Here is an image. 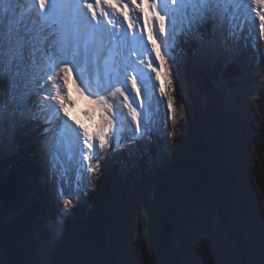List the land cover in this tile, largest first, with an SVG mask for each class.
Instances as JSON below:
<instances>
[{
  "label": "snow or ice",
  "instance_id": "snow-or-ice-1",
  "mask_svg": "<svg viewBox=\"0 0 264 264\" xmlns=\"http://www.w3.org/2000/svg\"><path fill=\"white\" fill-rule=\"evenodd\" d=\"M102 3L112 9L111 16ZM130 5L134 7L130 9ZM130 11L141 14L136 22ZM117 14L127 22L126 27L117 21ZM141 18L148 27L150 50L144 28L138 27ZM206 24L235 42L244 34L245 44L251 39L252 47L257 48V42L264 40V0H0V118L10 105L33 95L38 97L33 101L31 118L45 125L41 149L49 178L57 185V200L63 201L58 223L74 206L75 197L90 187L84 173H95L99 168L100 151L120 147L126 126L132 132L131 139H143L151 132L149 112L157 86L137 66L145 65L142 53H155L146 67L155 73V80L161 81L160 95L167 97L166 109L175 119L174 97L170 94L175 89L171 87V71H164L167 60L161 45L175 62L170 49L175 47L177 37ZM153 60L159 61L158 67L153 66ZM49 82H53L51 87H47ZM70 84L81 95L86 92L85 98L95 97L92 102L106 121L102 129L92 133L77 120L82 129L77 131L68 123L73 119L68 105ZM141 88L145 98H140ZM118 95L123 102H118ZM121 103L128 109L131 122L124 116ZM76 153L80 157V179L75 195L65 199L63 185ZM84 161L88 162L86 169Z\"/></svg>",
  "mask_w": 264,
  "mask_h": 264
},
{
  "label": "trees",
  "instance_id": "trees-1",
  "mask_svg": "<svg viewBox=\"0 0 264 264\" xmlns=\"http://www.w3.org/2000/svg\"><path fill=\"white\" fill-rule=\"evenodd\" d=\"M199 32L210 39L214 31L211 24H206ZM180 37L184 41L182 50L190 54L197 45L196 38L191 33ZM203 77L200 95L209 97L212 92L215 96L217 88L211 91L210 87L222 80L213 71ZM223 79L226 80L225 76ZM50 86L49 82L47 87ZM192 99L193 107L187 110L185 129L178 135L174 151L163 152V142L155 138L118 151L109 147L94 190L81 192L72 212L59 223L54 184L48 180L41 149L45 125L34 119L28 120L29 124L24 121L26 125L21 124L23 128L16 134L13 151L0 156L2 264H32L38 258L37 248L45 250L48 264H118L122 248L118 236L127 233L132 223L127 214L130 201L126 194L141 180L151 192L142 221V236L152 251L151 263L183 264L190 248L184 255L178 245L180 197L196 201L209 214L215 205L223 215L231 208L229 167L221 157L223 147L232 142L229 137H234V127L223 126L221 103L215 102L213 106L210 100L208 108L203 109L198 97L193 95ZM219 114L223 118L220 127L216 124ZM119 217L122 226L117 229ZM183 240L188 247L190 239Z\"/></svg>",
  "mask_w": 264,
  "mask_h": 264
},
{
  "label": "rangeland",
  "instance_id": "rangeland-1",
  "mask_svg": "<svg viewBox=\"0 0 264 264\" xmlns=\"http://www.w3.org/2000/svg\"><path fill=\"white\" fill-rule=\"evenodd\" d=\"M101 7L111 16L112 9L107 8V5L103 3ZM133 7L130 5V9ZM132 13L130 11V15ZM134 13L137 16L141 15L138 12ZM117 21H121L126 27L127 22L118 14ZM138 24L139 27L144 28V34L147 37L148 27L143 18L139 20ZM152 24L153 30H155L156 21L153 20ZM245 27L247 31V26ZM116 30H119V26ZM213 31L212 37L206 39L203 38L199 30H194L191 34L194 40L196 38L197 45L194 46V50L191 49L190 54L182 50L184 41L180 36L177 37L175 47L170 49L175 62L167 53H162L166 54L165 59L167 60V67L164 71H171V87L175 89V91H170L166 87V90H169L174 97L175 119H172V113L166 109L167 97L160 95L161 81L155 80V73L146 67L145 72L152 77V83L157 86L152 92L149 112L151 132L143 139H131L132 132L126 126L121 134V146L115 147L114 150L138 146V143L143 145L155 138L156 141L160 139L163 142L161 145L163 152L165 150L167 153L169 151L171 153L176 149L178 135L185 129L183 126L186 125L188 118L187 110L189 107H193L194 103L192 96L195 95L200 99L203 109L208 108L210 100L213 106L215 102L221 103L224 108V124L221 114H219L216 124L218 127L222 124L225 127H234V133H231L234 137H229L227 133L232 142L228 147H223L221 157V160L229 167L227 172L231 208L223 215L220 207L215 205L212 213L209 214L196 201L188 199L187 196L180 197L177 205L180 217L178 245L184 255L190 248L187 253L190 255L186 254L183 264H264V40H259L257 43L260 46L253 48L251 39L248 40L247 45L245 44L244 34L241 35L239 42H235L226 39L220 30L213 28ZM162 47L164 49L163 45ZM154 56L155 53H152V57ZM135 58L132 56L133 60ZM153 66L158 67L159 61L153 60ZM233 66L237 70L240 69L242 74H239V77L230 76V78L236 77V79L228 82L230 78H226V81L223 76L228 74V68L230 70ZM212 71L219 76L222 83L215 84L216 87H210L211 91L217 88L215 96L212 92L209 97L200 95V80L204 78L205 73L209 74ZM73 79H76L75 69L73 70ZM69 88L71 89L68 101L69 114L73 119L68 120V117H64V119L68 120V123L77 131H82L75 123L77 120L92 133L102 129L106 121L103 120L99 106L92 102L95 97L85 98L87 93L81 95L75 85L70 84ZM225 92H229V95H226ZM37 98L33 95L25 98L18 105H10L3 117L0 118V156L13 151L16 134L23 128L21 124H24V121L29 124L28 120L32 119L35 105L33 104L32 107L31 102H33L32 99L36 100ZM140 98H145L143 88H141ZM129 99H132V96ZM117 100L123 102V97L118 95ZM138 102L139 99L136 103ZM148 107L146 101V108ZM121 110L127 121L131 122L128 109L123 107L122 103ZM137 110L142 111L139 108ZM61 116H63L62 111ZM132 127H135L134 123H132ZM109 150V147H106L100 151L99 168L95 173L85 171L84 174L90 182L88 190H94L97 180L103 172ZM79 161V154L76 153L73 161L68 165L67 182L63 185L65 199L70 195H75L76 184L80 179L79 173L81 172L78 167ZM87 163L84 161L85 169ZM95 163L96 161H93V166ZM44 166L48 172L46 158ZM48 180L54 184L53 194L60 210L63 207V201L57 200V185L50 178ZM145 186L146 184L141 180L139 185H134L126 194L127 200L130 201L127 205V214L132 223L127 233H120L118 236L122 244L118 264H152L150 244L142 236L144 208L146 203L151 200V192ZM80 187L83 188L84 184L81 183ZM79 197L80 195L73 200L74 206ZM73 207L67 214L72 212ZM116 223L117 229H120L122 219L119 217ZM181 233L183 237H181ZM184 237L186 240L190 239V242L187 243L188 247L184 245ZM36 253L38 258L32 260V264H48L45 250L37 248ZM2 261L3 247L0 242V264Z\"/></svg>",
  "mask_w": 264,
  "mask_h": 264
},
{
  "label": "bare ground",
  "instance_id": "bare-ground-1",
  "mask_svg": "<svg viewBox=\"0 0 264 264\" xmlns=\"http://www.w3.org/2000/svg\"><path fill=\"white\" fill-rule=\"evenodd\" d=\"M130 16H132L133 17V19H134V22H136V17H137V15L133 12ZM121 22V21H120ZM138 27H139V24H138ZM145 40H146V47L150 50L151 49V42L150 41H147V37L145 36ZM161 52L162 53H165L164 52V49H163V47H162V45H161ZM142 55H143V57H144V59H145V65H137L139 68H141V69H143L144 71H146L147 69H146V64H147V60H148V58L151 56L152 57V53L149 51V52H144V53H142ZM164 55H166V54H164Z\"/></svg>",
  "mask_w": 264,
  "mask_h": 264
},
{
  "label": "water",
  "instance_id": "water-1",
  "mask_svg": "<svg viewBox=\"0 0 264 264\" xmlns=\"http://www.w3.org/2000/svg\"><path fill=\"white\" fill-rule=\"evenodd\" d=\"M241 73L240 69H236L235 66L231 67L230 70L228 68V74H224L225 78H230V76H238Z\"/></svg>",
  "mask_w": 264,
  "mask_h": 264
}]
</instances>
